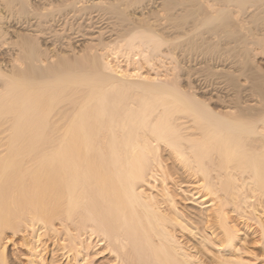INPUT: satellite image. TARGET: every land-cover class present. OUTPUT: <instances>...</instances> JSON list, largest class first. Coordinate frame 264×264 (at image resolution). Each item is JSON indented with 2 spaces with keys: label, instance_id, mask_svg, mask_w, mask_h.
Listing matches in <instances>:
<instances>
[{
  "label": "bare ground",
  "instance_id": "bare-ground-1",
  "mask_svg": "<svg viewBox=\"0 0 264 264\" xmlns=\"http://www.w3.org/2000/svg\"><path fill=\"white\" fill-rule=\"evenodd\" d=\"M87 1L0 0V264H46L50 244L69 264L103 253L110 264H255L252 256L264 264V92L255 76L246 80L257 90L235 82L252 61L247 52L264 51V26H256L264 0H200L190 11L195 30L216 20L229 27L231 15L255 6L238 23L252 35L236 39L245 56L228 59L218 85L203 75L188 92L169 70H154L167 39L149 22L108 48L113 57L125 50L124 64L86 43L69 46L85 33L51 40L67 32L68 12H122L116 0ZM59 22L65 30L56 35ZM46 41L68 50L56 54ZM162 152L182 170L178 182ZM177 196L193 207L180 208ZM252 233L260 254L251 252Z\"/></svg>",
  "mask_w": 264,
  "mask_h": 264
},
{
  "label": "rangeland",
  "instance_id": "rangeland-1",
  "mask_svg": "<svg viewBox=\"0 0 264 264\" xmlns=\"http://www.w3.org/2000/svg\"><path fill=\"white\" fill-rule=\"evenodd\" d=\"M82 1V0H81ZM90 2H91V0H89ZM108 1V0H107ZM171 1V0H170ZM199 1L200 0H172V2H174V4H169V3H167L166 4V0H116V4L114 5L116 8H119V9H121L122 10V12H119L120 10H118V12L117 11H114L112 8V11H110V9L109 8H104V7H102V8H96V10L98 11V9H99V11H98V13H97V11H94V9H95V7H93L91 10L89 9V7H88V9H89V11L86 9L85 11H80V10H83V9H78L79 11H72V12H68V10L69 9H71V8H68V6H67V9H66V11L68 12V15H66V17L67 16H69V14L71 13H77V12H79V13H77V16L75 15V14H73V15H71L70 14V17H67V19L65 18V17H62V18H64V19H66V22H64L63 24L61 23V22H63V21H65L64 19H62L61 20V22H59V24L61 23L62 25H64V24H66V25H64L63 27L66 29H64V28H62V25L60 24V28L61 29H59V33H56V35H58V34H61L60 33V31L62 30V33H63V29L65 30V31H67L68 32V30H69V28H71V31L67 34V32H65L64 34H62V35H59L58 36V39L56 38V36L54 35V36H52V39L51 40H53V41H57V44H58V41H65V39L66 38H68L69 37V34L71 35V36H74L76 33H85V36H86V38H88V37H90V34L91 35H95L94 37H97L96 39L95 38H93L92 39V36L90 37V38H88V39H86L85 37H83V39L82 40H78V41H76L77 43V46H79V45H81V46H79V47H77L76 46V44H75V42H72L73 40H72V38L71 39H68V40H70V42H69V46H70V44H71V46H74L76 49H81V48H83L84 46L83 45H85L87 48H88V46L87 45H90L89 47H91L90 48V51H89V48H88V52L90 53V52H93V51H96V49L97 50H100V52L102 51L103 53L104 52H106V53H104V55L106 54V56H108V58L110 59L111 58V61H112V63H114V60L115 59H118L119 61H121V63L122 64H124L125 63V59L123 58V55H122V53L125 51H119V52H117L116 54H114V56L115 57H113V55L111 54V52L108 50V48H111L110 47V45H113L114 47L115 46H119V44H121V43H119L118 42V40L119 39H121L120 38V36L122 35L124 38H126V37H128V36H130L131 34H132V32L134 33V32H136V29L137 30H139V29H141V28H139V26H146V23H151V24H147V25H152V27L154 28V27H156V28H154V29H156V31L158 30L159 31V33H160V31L161 32H163V36L164 37H166V39H167V41H165V43H163L162 44V46H161V51L163 52H161L160 51V53H162L161 55H162V58H161V56H159L160 55V53H159V55H158V57H160V58H153V59H156V60H154V64H153V66H154V70L156 69V71H157V69L159 70V71H157V72H159V73H165V71H167L168 72V70H169V77H173V76H175V77H173V78H176V81L174 80V83L175 82H179V86L181 87V89L182 90H184V91H186V92H188V82H189V80H191L192 81V83H193V80L194 81H199V80H201L202 78V81L203 80H205V78H206V80L205 81H207V83H210V82H212V84L211 85H214L213 84V82L215 83V85L214 86H216V85H218V81H220V80H222V78H225V77H222V76H224V74L223 73H226V69H230V72H231V68H228L227 67V65H225V64H228V66H229V64H231L230 63V61L228 60V59H230V58H232V60H235V59H238V57L239 58H241V56H245L244 54H245V52H244V48H245V46H244V41L245 40H243V42H242V40L240 41V43L239 42H237V40L236 39H238L239 38V36H241L240 34H246V38H248L249 39V37H251L252 35H250L251 33L250 32H248L247 30H246V28H243L242 29V25H239L238 23H239V21H240V18L241 19H244V17L245 16H247L250 12H252L253 10H254V8L253 7H255V6H250L249 8H247V7H245L246 9L245 10H241L240 12H238V13H235L236 15H231L229 18H230V20H231V23H233L232 25H234V26H230V25H227V26H229L230 28H231V30H230V28L229 27H225L224 25H221V21H219V20H216V21H214L213 22V24H211V28H207V27H210L209 25L210 24H202V23H197V26H198V28L197 29H191V25H192V23L194 22V20L193 19H195V18H193V15H192V12H190L195 6H196V4L198 5V4H200L201 2L203 3L204 2V0L202 1H200V3H199ZM103 2V1H102ZM198 2V3H197ZM82 3V2H81ZM81 3H79V4H81ZM85 3H88V1L87 0H84V2H83V4L82 5H86ZM165 3V4H164ZM175 3H177L176 5H175ZM189 3V4H188ZM78 4V5H79ZM103 4V3H102ZM104 4L106 5V3H105V1H104ZM81 5V6H82ZM88 5H90V4H88ZM105 5H103V6H105ZM172 6V8H170L171 6ZM175 5V6H174ZM84 6H82V7H84ZM102 6V5H101ZM246 6H247V4H246ZM248 6H249V4H248ZM50 7H52V6H50ZM204 7V6H203ZM203 7H202V9H200V10H198V12L199 13H201L200 15H199V17L201 16V15H203L202 13H204L205 12V10L203 9ZM49 8V7H48ZM54 8V7H53ZM53 8H49V9H51V11L53 10ZM79 8H81L80 6H79ZM205 8V7H204ZM102 9V10H101ZM93 10V11H92ZM117 10V9H116ZM152 10V11H151ZM154 10H156V11H154ZM162 10V11H161ZM203 10V11H202ZM247 10V11H246ZM55 11V10H54ZM65 11V12H66ZM110 11V12H109ZM201 11V12H200ZM207 11V10H206ZM94 12V13H93ZM107 12V13H106ZM115 13V14H112V13ZM148 12H149V14H148ZM154 12H155V14H154ZM157 12V13H156ZM191 14H190V13ZM97 13V14H96ZM111 13V14H110ZM141 13L143 14V16L141 15ZM150 13H151V15H150ZM96 14V15H95ZM106 14V15H105ZM239 16H238V15ZM99 15V16H98ZM191 15V16H190ZM71 16H73V17H71ZM110 16V17H109ZM126 16H127V18H126ZM136 16H138V17H136ZM197 16V15H196ZM233 16V17H232ZM138 18V20H136V18ZM147 17V18H146ZM151 17V18H150ZM236 17V18H235ZM239 17V19H237ZM69 18V19H68ZM192 18V19H191ZM106 19H108V20H106ZM127 19H129V20H131L132 19V23H130V21L129 20H127ZM143 21H142V20ZM146 19H148V21L146 20ZM150 19V20H149ZM233 19V20H232ZM127 20V21H126ZM137 21V22H135V21ZM141 20V21H140ZM146 20V21H145ZM152 20V21H151ZM199 20V19H198ZM238 20V21H237ZM261 20V19H260ZM263 20V21H262ZM261 21H257V23L256 24H259V25H256V26H264V19H262ZM126 21V22H125ZM129 21V22H128ZM151 21V22H150ZM235 21H236V23L239 25L238 27H237V24L235 23ZM128 22V23H127ZM142 22V23H141ZM144 22H146V23H144ZM216 22H217V24H219L220 26H218L217 24H216ZM218 22H220V23H218ZM223 22V24H224V21H222ZM139 23H141V25L139 24ZM155 23H156V25H155ZM235 23V24H234ZM136 24V26H132V25H135ZM143 24H145V25H143ZM189 24V25H188ZM191 24V25H190ZM155 25V26H154ZM59 26V25H58ZM206 26V27H205ZM216 26V27H215ZM189 27V28H188ZM200 27V28H199ZM234 28V30H233V28ZM240 27V28H239ZM57 28V26H54L53 27V29H56ZM59 28V27H58ZM58 28H57V30H58ZM68 28V29H67ZM134 28V29H133ZM136 28V29H135ZM159 28V29H158ZM235 28H237V29H235ZM128 29H130V30H128ZM189 29L191 30V31H189ZM240 29V30H239ZM242 29V30H241ZM245 29V30H244ZM79 30V32H77ZM135 30V31H134ZM162 30H164V31H162ZM166 30V31H165ZM174 30V31H173ZM229 30V31H228ZM244 30V31H243ZM73 31V34L71 33ZM199 31V32H198ZM239 33H238V32ZM241 31H243V32H245V33H243V32H241ZM76 32V33H75ZM98 32H100V33H98ZM124 32V33H123ZM172 32V33H171ZM175 32V33H174ZM194 32L196 33H199V35L200 36H198V34H197V36L194 34ZM234 32V33H233ZM236 32H237V34H236ZM53 33V32H52ZM86 33H87V35H86ZM202 33V34H201ZM250 33V34H249ZM89 34V35H88ZM96 34H98L97 36H96ZM121 34V35H120ZM170 34V35H169ZM193 34H194V36H193ZM238 37H237V36ZM61 36V37H60ZM65 36V37H64ZM66 36H68V37H66ZM70 36V37H71ZM118 36V39L116 38ZM126 36V37H125ZM173 36V37H172ZM193 36V37H192ZM232 36H235V38L234 37H232ZM53 37H55L56 38V40H55V38L53 39ZM62 38V39H60V38ZM63 37H64V39H63ZM69 37V38H70ZM122 37V38H123ZM192 37V38H191ZM216 37V38H215ZM220 37V38H219ZM84 38H85V40H84ZM170 38V39H169ZM171 38H172V40H171ZM205 40H204V39ZM220 40H219V39ZM245 38V37H244ZM252 38V37H251ZM191 39H193V40H191ZM208 39V40H207ZM217 39V40H216ZM235 39V40H234ZM50 40V41H51ZM102 40V41H101ZM197 40H198V42H197ZM201 40V41H200ZM216 40V41H215ZM224 40V41H223ZM50 41H46L47 42V44H45L44 46H48L49 47V45H52L53 46V44H55V47H54V50L56 51L55 53L57 54L58 52H57V50L59 49H61L60 50V52L62 51V52H64L65 51V49H63L62 48V45H56V43H54L53 41L50 43ZM74 41H75V39H74ZM84 42V44H81V42ZM115 41H117V42H115ZM170 41V42H169ZM194 41V42H193ZM207 41V42H206ZM210 41V42H209ZM212 41H214V42H212ZM263 41H264V39H263ZM67 42V41H66ZM89 42V43H88ZM192 42V43H191ZM209 42V43H208ZM216 42V43H215ZM219 43V45H218V43ZM233 42H235V43H233ZM87 45H86V44ZM105 43H108V47L106 48L105 46H107V45H105ZM169 43H171V44H169ZM174 43V44H173ZM197 43H199L198 45H197ZM203 43V44H202ZM214 43V44H213ZM237 43H239V44H237ZM243 43V44H242ZM49 44V45H48ZM62 44V43H61ZM165 44V45H164ZM189 44V45H188ZM197 46H196V45ZM233 44V45H232ZM101 45H102V47H101ZM105 45V46H104ZM171 45V46H170ZM232 45V46H231ZM256 45V44H255ZM263 45H264V43H263ZM49 47V48H51L52 50H53V47ZM58 46V47H57ZM69 46H68V48H69ZM83 46V47H82ZM93 46V47H92ZM112 46V47H113ZM189 46V47H188ZM216 46V47H215ZM223 46V47H222ZM234 46V47H233ZM243 46V47H242ZM103 47L105 48L104 50H103ZM211 47V48H210ZM238 47H239V49H242V50H239L238 49ZM241 47V48H240ZM248 47H249V49L252 47H254V44H248ZM264 47V46H263ZM57 50H56V49ZM71 48V47H70ZM94 48V49H93ZM257 48V46L255 47V51L252 49H250L251 51H249L250 53V55H248V52H247V56H246V58L248 57V56H250L251 57V60L252 61H250V63H247L246 64V67H244V69L246 68V69H249V70H247L246 71V69H245V71L244 72H242V71H238V73L236 72L235 73V82L238 80L239 81V83H243L245 86L247 85V86H250V84L251 83H254L255 84V81L254 82H252L253 80V78L254 77H252V76H255V79L256 78H258V80L256 79V83H258V84H255L256 86H257V89H258V87L259 86H261V89H262V91L264 92V51L262 52L261 50V48L259 49H256ZM167 49V50H166ZM235 49V50H234ZM238 51H237V50ZM51 50V51H52ZM66 50H68V49H66ZM86 50V49H85ZM92 50V51H91ZM172 52V50H173V52L171 53L170 51ZM210 50V51H209ZM257 50H259V51H257ZM170 52V54H169V52ZM216 51H218V53L216 52ZM254 51V52H253ZM52 52H54V51H52ZM243 52H244V54H243ZM67 53H71V51H69V52H67ZM111 54V55H110ZM165 54H167L168 55V57L167 58H165L166 56H165ZM221 54V55H220ZM232 54H233V56H232ZM255 54V55H254ZM171 55V56H170ZM234 55H237L238 57L236 58V57H234ZM165 56V57H164ZM170 56V57H169ZM174 58H173V57ZM216 56V57H215ZM221 56V57H220ZM173 59H172V58ZM214 57V58H213ZM233 57H234V59H233ZM175 58H176V60H177V62H176V60H175ZM211 58V59H210ZM224 58V59H223ZM249 58V57H248ZM158 59H160V62L159 61H157ZM195 59V60H194ZM215 59V60H214ZM219 59V60H218ZM161 60H162V62H161ZM170 60V61H169ZM174 60V61H173ZM190 60V61H189ZM221 60H223V61H221ZM227 60H228V62H227ZM231 60V59H230ZM218 61V62H217ZM194 62V63H193ZM140 63H141V65H142V69H143V72H149V73H151V72H153V70H151L150 69V67H148L147 65H146V63H144V61L141 59L140 60ZM208 63V64H207ZM164 64V65H163ZM199 64V65H198ZM249 64H251V65H249ZM212 65V66H211ZM239 65H240V67L241 66H244L245 65V63H243V64H241V63H239ZM173 66V67H172ZM177 66V67H176ZM190 66V67H189ZM198 66V67H197ZM225 66V68H222V69H224V71H222V73L221 72H219V70H220V68L221 67H224ZM234 66V68L236 69L237 67H239L238 66V63L237 64H234L233 65ZM258 66V67H257ZM260 66V67H259ZM166 67H167V69H166ZM170 67V68H169ZM172 67V68H171ZM206 67H207V69H206ZM216 67V68H215ZM227 67V68H226ZM164 69V70H163ZM166 69V70H165ZM173 69V70H172ZM182 69V70H181ZM217 69H219V70H217ZM252 69V70H251ZM163 70V71H162ZM188 70H191V71H188ZM174 71V72H173ZM210 71V72H209ZM256 71V72H255ZM216 72H218V73H216ZM172 75H171V74ZM177 74V76H176V74ZM192 73V74H191ZM229 73V72H228ZM245 74L244 76H243V74ZM254 73V74H253ZM259 73V74H258ZM179 74V75H178ZM221 74V75H220ZM230 74V73H229ZM238 74V75H237ZM240 74H241V76H240ZM252 74V75H251ZM262 74V75H261ZM191 75V76H190ZM205 76V78H204V76ZM216 75V76H215ZM221 77H220V76ZM250 75V79L252 80L251 81V83L249 84V83H247L248 82V80H246L248 77H246V76H249ZM256 75H258V77H256ZM199 77V79H198V77ZM208 76V77H207ZM194 77V78H193ZM210 77V78H209ZM218 77H220V78H218ZM240 79H239V78ZM252 77V78H251ZM248 78V79H249ZM172 79V78H171ZM211 79H213V81L211 80ZM250 79H249V81H250ZM215 80H216V82H217V84H216V82H215ZM262 80H263V82H262ZM197 81V82H198ZM172 82H173V80H172ZM261 82V83H260ZM190 83V82H189ZM176 84V83H175ZM242 84V85H243ZM261 84V85H260ZM251 85H253V84H251ZM255 85H253L254 87H255V89H256V86ZM256 89V90H257ZM260 89V90H261ZM213 92V94H216L217 93V91L216 90H212ZM201 94V93H200ZM199 94V95H200ZM205 94V93H204ZM162 157H163V159H164V162H165V164H167V166H170L171 168V172H172V175H173V177H175V181L177 180V182L180 180L179 179V177H181L180 175H181V169H179V168H175V165L171 162V160H170V158L167 156V154H165L164 152H162ZM178 175V176H177ZM170 186L172 187L171 188V190H173V192H175L174 190H175V188L173 189V187L174 186H172L171 184H170ZM184 188H186V189H188V184L184 187ZM179 196H177V198H178ZM178 200L179 201H181V203H179V201H178V204H179V206H180V208L182 207V209H184V207L186 208V209H184V210H186V211H188V209L187 208H190L191 209V207H193V205L192 204H188V203H186L185 201L183 202L182 200H180V197L178 198ZM239 226H241V225H239ZM177 235H179V233L177 234ZM253 235V236H252ZM257 234L256 233H252V234H250V236L249 237H247V238H250V242L252 241L253 242V240L255 239V241L257 242V240H258V235L256 236ZM22 237V236H21ZM21 237H18V238H15L16 240H14V238H12L14 241H16V244L15 245H17V246H14L15 247V250L17 251V253L18 254H20V255H23L24 254V250H22L23 248L21 247V244H20V242H21ZM183 239V238H182ZM12 240V241H13ZM18 241V242H17ZM253 242L251 245H250V248H251V252L253 253H255V254H260V252H259V246H257L258 244L256 243V242ZM250 242H249V244H250ZM19 243V244H18ZM19 245V246H18ZM254 245H256V246H254ZM99 246V245H98ZM255 247V248H254ZM11 248V245H9V249ZM18 248V249H17ZM53 248V244H50V245H48V247H47V249H46V252H45V254H44V257H45V260L47 261L46 262V264H69L68 263V261H67V259H64V257L65 256H63V257H61V255L60 254H58L55 250H53L52 249ZM100 248V247H99ZM98 248V249H99ZM99 250H101V248L99 249ZM20 251V252H19ZM257 252V253H256ZM57 253V254H56ZM101 254V253H100ZM251 256H252V254H250ZM250 255H249V257H250ZM58 258V259H57ZM94 259H93V264H110L109 263V261L111 260V256L109 255V254H102L101 256H97V254H96V257L94 256L93 257ZM61 259V260H60ZM250 259L251 260H253L252 262L253 263H255V264H261V261H260V259H257V261H256V259L255 258H253V256H252V258L250 257ZM255 260V261H254Z\"/></svg>",
  "mask_w": 264,
  "mask_h": 264
}]
</instances>
